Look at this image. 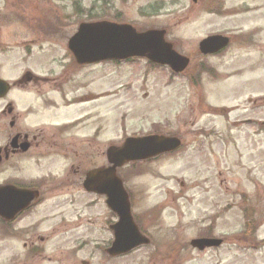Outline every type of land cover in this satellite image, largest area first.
<instances>
[{"label": "rangeland", "instance_id": "obj_1", "mask_svg": "<svg viewBox=\"0 0 264 264\" xmlns=\"http://www.w3.org/2000/svg\"><path fill=\"white\" fill-rule=\"evenodd\" d=\"M219 1L226 7L223 14L208 12ZM0 12L9 15L2 40L4 77L10 82L20 67L47 75L48 61L39 55L49 58L51 45L63 52L67 37L82 21L165 28L167 40L191 59L179 75L145 59L86 67L82 76L90 85L81 93H92L93 100L72 112L84 119L76 133L95 131L92 137L100 142L99 150L84 144L85 168L107 165L109 146L122 145L127 137L158 133L182 140L176 152L118 170L150 243L124 255L107 253L113 237L103 222L117 219V214L104 196L87 193L80 184L77 207L45 213L66 214L74 235L66 242L67 256L61 255L64 240L53 238L42 242L45 255L32 264H264V0H0ZM12 13H18L17 22ZM36 13L67 15L63 23L68 27L41 38L31 28ZM215 32L233 36L232 44L219 55L202 54L199 42ZM248 32L256 35L252 44L243 43ZM34 38L37 42L24 45ZM42 46L46 50L41 55ZM28 48L33 57L25 54ZM71 162L61 161L57 169ZM250 221L255 229L248 226ZM204 236L223 243L203 250L191 244ZM22 249L20 241L1 235L0 264H7L14 253L22 255Z\"/></svg>", "mask_w": 264, "mask_h": 264}, {"label": "flooded vegetation", "instance_id": "obj_2", "mask_svg": "<svg viewBox=\"0 0 264 264\" xmlns=\"http://www.w3.org/2000/svg\"><path fill=\"white\" fill-rule=\"evenodd\" d=\"M218 4L220 6L214 11L209 7L208 12L223 14L226 7L221 1ZM243 12H249V9ZM8 16L0 12V190H5L0 193V206L3 207L0 212V236L8 235L15 238L21 242L23 248L22 255L12 254L7 264H32L37 257L42 259L45 255L42 242H48L53 238L64 240V245L60 247L64 249L61 250V255L67 256L66 242L74 235L71 236L69 233L66 214L53 212L52 216H49L45 213L57 207L62 208L68 205L77 207L78 203L82 202L77 191L78 185L81 184L82 190L84 189L87 193L104 196L108 207L107 195L88 190L85 182L90 172L107 167L109 163L85 168L84 144L93 143L98 149L100 142L92 137L95 131L88 136L76 133V129L83 125L84 119L80 112L72 114L79 104L93 100L92 93L88 95L81 93L90 85L85 84L82 71L86 67L97 66L101 62L81 63L70 49L69 40L76 34L79 24L76 31L68 37L65 36L67 47L63 52L52 45L47 50L41 47L39 54L42 55L45 50L49 53V58L39 55L40 58L48 61L47 75L41 76L31 69L22 70L18 67L14 80L8 81L10 88L4 90L2 88L5 80L2 31L5 17ZM11 17L14 22H17L19 15L12 13ZM32 17L31 21L36 24L31 28L39 31V34L43 36L41 38L56 36L68 27L63 23L64 20L66 22L67 15L60 18L57 14L36 13ZM53 17L55 18L52 20ZM215 33L229 37L230 42L223 49L225 52L232 44L233 36ZM255 37L256 35L252 32L244 33L243 43L252 44ZM34 39L23 43L28 47V44L37 42V38ZM25 54L33 57L30 48ZM216 55L219 54L216 53ZM79 78L82 80H78ZM42 85L48 88L40 89ZM97 96L99 97L100 94L98 93ZM67 160L72 161L69 167L65 163V168L57 169L61 161ZM53 203L54 206H52ZM20 204L22 207L13 211ZM115 222L116 219L109 220L108 223L103 222L102 226L112 237L114 232L111 226ZM75 224L79 226L83 222ZM79 237H83V233L77 236Z\"/></svg>", "mask_w": 264, "mask_h": 264}, {"label": "water", "instance_id": "obj_3", "mask_svg": "<svg viewBox=\"0 0 264 264\" xmlns=\"http://www.w3.org/2000/svg\"><path fill=\"white\" fill-rule=\"evenodd\" d=\"M196 1V0H194ZM164 29L138 30L129 23H116L108 20L83 22L78 32L70 39L69 47L81 63L97 62L108 59H128L145 57L159 64L169 65L174 71H184L189 59L179 54L174 45L166 40ZM228 38L213 35L200 43L203 53H213L224 47ZM8 90L7 82L2 86ZM181 144L176 137L150 135L129 137L122 146H111L108 158L112 166L96 169L88 174L85 187L108 196V205L119 215L120 220L112 226L115 241L109 252L118 255L130 251L136 246L149 242L138 230L133 221L131 206L116 168L128 161L146 159L162 152L175 149ZM5 190H0V193ZM22 207L17 205L15 211ZM3 209L0 206V212ZM222 239L201 238L192 244L200 249L219 246Z\"/></svg>", "mask_w": 264, "mask_h": 264}, {"label": "trees", "instance_id": "obj_4", "mask_svg": "<svg viewBox=\"0 0 264 264\" xmlns=\"http://www.w3.org/2000/svg\"><path fill=\"white\" fill-rule=\"evenodd\" d=\"M247 224H248V226H253V229H255V226H254L255 224H254L253 221H250V222H248Z\"/></svg>", "mask_w": 264, "mask_h": 264}]
</instances>
